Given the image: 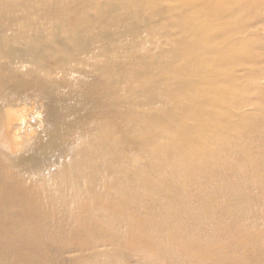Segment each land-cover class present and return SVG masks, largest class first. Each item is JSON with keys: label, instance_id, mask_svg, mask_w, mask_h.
<instances>
[{"label": "bare ground", "instance_id": "6f19581e", "mask_svg": "<svg viewBox=\"0 0 264 264\" xmlns=\"http://www.w3.org/2000/svg\"><path fill=\"white\" fill-rule=\"evenodd\" d=\"M0 264H264V0H0Z\"/></svg>", "mask_w": 264, "mask_h": 264}]
</instances>
